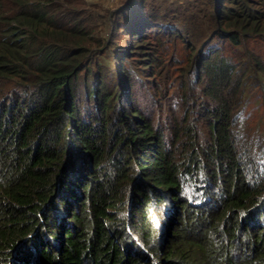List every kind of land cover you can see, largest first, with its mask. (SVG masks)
Listing matches in <instances>:
<instances>
[{"label": "trees", "instance_id": "obj_1", "mask_svg": "<svg viewBox=\"0 0 264 264\" xmlns=\"http://www.w3.org/2000/svg\"><path fill=\"white\" fill-rule=\"evenodd\" d=\"M55 1L0 0V264H264V0Z\"/></svg>", "mask_w": 264, "mask_h": 264}, {"label": "rangeland", "instance_id": "obj_2", "mask_svg": "<svg viewBox=\"0 0 264 264\" xmlns=\"http://www.w3.org/2000/svg\"><path fill=\"white\" fill-rule=\"evenodd\" d=\"M62 1L66 2L64 4L68 7H74L78 16L83 18L84 25L92 30L94 39L96 35L104 36L106 34L109 27L108 12L110 9L113 10L119 7L122 2V0H57L55 2ZM45 4L49 5L50 3L46 2ZM254 98L251 97L245 103L243 109V114L248 123H252L259 118L262 110V105H259V101L257 102Z\"/></svg>", "mask_w": 264, "mask_h": 264}]
</instances>
